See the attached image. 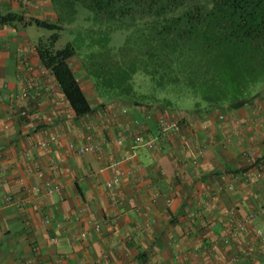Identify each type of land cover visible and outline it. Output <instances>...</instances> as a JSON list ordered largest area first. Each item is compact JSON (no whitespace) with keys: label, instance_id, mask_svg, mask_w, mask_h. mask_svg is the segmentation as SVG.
<instances>
[{"label":"crops","instance_id":"obj_1","mask_svg":"<svg viewBox=\"0 0 264 264\" xmlns=\"http://www.w3.org/2000/svg\"><path fill=\"white\" fill-rule=\"evenodd\" d=\"M0 10L55 21L50 0H0ZM39 32L0 26V264H264V93L233 111H196L191 98L76 116L35 53ZM69 64L97 105L77 58ZM161 114L181 119L160 134ZM86 143L100 148L78 153ZM112 161L117 204L105 188ZM253 211L255 223L232 233L230 212Z\"/></svg>","mask_w":264,"mask_h":264},{"label":"trees","instance_id":"obj_2","mask_svg":"<svg viewBox=\"0 0 264 264\" xmlns=\"http://www.w3.org/2000/svg\"><path fill=\"white\" fill-rule=\"evenodd\" d=\"M55 21L1 11L0 26L33 23L34 50L76 116L106 104L233 111L264 93V0H50ZM126 30L111 44L113 30ZM63 31L70 38L58 47ZM77 58L99 99L84 95L69 60ZM148 76L149 83L135 74ZM23 117V116H22Z\"/></svg>","mask_w":264,"mask_h":264},{"label":"built area","instance_id":"obj_3","mask_svg":"<svg viewBox=\"0 0 264 264\" xmlns=\"http://www.w3.org/2000/svg\"><path fill=\"white\" fill-rule=\"evenodd\" d=\"M45 70H48V69L45 68ZM32 85H33V80H28L25 83V85L21 88L20 94L18 95L17 98L18 99L27 98L29 93H30V88ZM20 114H21V116L26 117L27 111L24 109H21ZM186 116L187 115H184V117H186ZM220 117H224V114H221ZM180 119L181 118H178V117H169V116H166L165 114L159 115V117H158L159 133L162 134V133L168 132L172 128H175L178 125V121ZM55 138H56V136L54 134H51L47 138L41 139L37 143L39 144L40 147L46 148L48 143L53 141ZM141 140H142V137L140 135H136L134 137V145L140 143ZM147 144H151V141H148ZM99 148H100V146L98 144L86 143V144L78 145L76 147V151L78 153H85L88 151H96ZM117 164H118L117 161H112L108 164V167L112 170L113 174L109 179H107L105 181V188L108 191V196H109L110 202L112 204H117L119 202V197H118V194L116 193L115 188L120 183L121 176L123 174L122 171L118 172ZM257 174L260 175V173H257ZM58 189H59V185H53L51 183H47L44 191L46 193H51V192H54ZM7 200L12 201L17 206H22L24 203H26L25 199H23V198L13 199L12 196H7ZM232 213L233 212H230V214H231L230 224L232 227V233L242 232V231L246 230L250 225L255 223V220L258 217L257 211H253V212H251L245 216H242L240 218L236 217L235 215H233L234 213L233 214ZM257 232L260 233L259 230H257ZM51 239L54 240V238H51Z\"/></svg>","mask_w":264,"mask_h":264},{"label":"rangeland","instance_id":"obj_4","mask_svg":"<svg viewBox=\"0 0 264 264\" xmlns=\"http://www.w3.org/2000/svg\"><path fill=\"white\" fill-rule=\"evenodd\" d=\"M38 28V27H37ZM40 30L39 32V35H42V34H49L50 31L45 29V28H38ZM127 34V31L126 30H122V29H116V30H113L112 33H111V44L114 46V47H117L119 45H121L125 39V36ZM70 38V35L67 31H63L62 34H61V38L58 40L57 42V46L60 47L62 46L66 40H68ZM137 77H141L143 78V82L145 83H149V78L148 76H145L143 73H137L135 74V79ZM177 100H180L179 102H183L182 104H185L186 102V106H188V104H191L190 101L191 100V97L186 95V96H181L180 98H178Z\"/></svg>","mask_w":264,"mask_h":264}]
</instances>
